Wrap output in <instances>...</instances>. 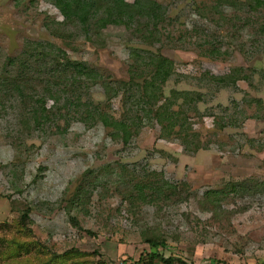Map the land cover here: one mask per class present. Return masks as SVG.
<instances>
[{
  "label": "rangeland",
  "instance_id": "374dc122",
  "mask_svg": "<svg viewBox=\"0 0 264 264\" xmlns=\"http://www.w3.org/2000/svg\"><path fill=\"white\" fill-rule=\"evenodd\" d=\"M154 1L158 25L100 16L99 34H87L66 21L63 0H0V264H138L149 240L165 242L160 252L184 262L175 264L264 262V7ZM32 43L56 44L61 64L84 62L101 78L47 89L37 59L23 57ZM159 54L173 73L148 95L177 102L175 135L147 120L124 144L66 105L81 98L139 124ZM22 58L30 70L9 61ZM5 76L32 84L12 91ZM104 84L124 91L110 100Z\"/></svg>",
  "mask_w": 264,
  "mask_h": 264
},
{
  "label": "trees",
  "instance_id": "16d2710c",
  "mask_svg": "<svg viewBox=\"0 0 264 264\" xmlns=\"http://www.w3.org/2000/svg\"><path fill=\"white\" fill-rule=\"evenodd\" d=\"M67 4L71 5L70 15L67 17L66 21L70 23L76 24L78 27H81L87 34L90 30L97 31L99 34V22L100 16H106L112 20H120L125 21L129 27H131L135 20H148L150 23L158 25L159 23L165 20V13L162 7L154 0H135L133 3H129L127 0H63ZM227 1V0H226ZM234 4H237V1L230 0ZM247 4L249 6V10L253 12H257L258 10L264 7V0H247ZM243 5V4H242ZM148 25V24H147ZM33 47L31 48L30 54H25L23 57L30 56L35 58L38 61L34 63L38 67V69L44 70L45 73L49 76L48 88L51 81H53V85L58 83L59 87L64 84V80L67 78V85L72 83V87L77 85L78 80L80 79L82 83V79L84 78L88 83H97L98 79L101 78L100 74L96 70H92L89 66L84 62L78 61H67L64 64L62 63V55L65 54V51L57 46L56 44H42V43H32ZM28 47L26 48V51ZM151 56V65L150 71L147 69L146 77H150V80H145L144 84L141 86V96L144 97L145 108L143 109L144 115L141 118L139 124L137 122H132L129 120L128 116L116 117L112 116L109 113L103 112L96 107L93 102H88L84 106L80 103L81 98L78 100V104L75 102H67L66 105H74L75 107H79V109H83L86 111V116L91 119H98L107 129L111 130V135H113L117 139H122L124 144H128L133 133V127H140L143 124V121L149 120L150 123L156 122L162 130V134L164 137H170L173 134H176V129L179 127V116L180 113L174 109V106L177 102L166 101L165 103H161L156 92L159 91V88H156V85L151 81L153 79L159 80L161 83H166L172 76L174 63L164 57L163 55H150ZM132 57L136 60V64L140 67V60L142 57L139 52H133ZM13 63H18L25 70L31 67L26 66L25 63L28 61L26 58H22V60H14L10 59ZM27 64V63H26ZM150 72V73H149ZM23 73V72H22ZM134 77H132L130 85L129 83L125 84V88L129 91L133 90L132 87L135 85V73ZM19 75H17L18 77ZM226 78V77H225ZM6 83H12L10 90L25 93L24 89L25 85L32 84V79L29 78H15L13 81L10 80L9 76H5L3 79ZM224 82V78L221 77L216 79L215 81ZM85 81L83 84H87ZM106 88V93L111 100L115 96H119L123 91L122 89H117L111 87L109 84H104ZM78 86V85H77ZM81 86V85H80ZM155 86V87H154ZM154 89L156 91L152 96L148 95V93ZM128 91V92H129ZM60 93V91H58ZM128 92H125V96L128 95ZM57 91H52V99L55 102L60 101L59 97H56ZM124 96V97H125ZM130 96L127 97V99ZM126 105L129 106V102ZM125 105V106H126ZM44 106V105H43ZM141 107V106H140ZM69 106H66L65 109H68ZM42 112H45V108H42ZM132 122V125L129 124ZM137 123V124H136ZM178 124V125H177ZM134 125V126H133ZM183 132H185V124L181 125ZM27 219L26 216L22 218L23 222ZM149 245L152 247V251L147 254V256H142L139 260L138 264H175V263H184L178 258L170 257L166 258L165 255L160 252L161 248H165L166 244L162 241L149 240ZM148 259L147 261L145 259ZM181 261V262H180Z\"/></svg>",
  "mask_w": 264,
  "mask_h": 264
},
{
  "label": "built area",
  "instance_id": "2783aa9c",
  "mask_svg": "<svg viewBox=\"0 0 264 264\" xmlns=\"http://www.w3.org/2000/svg\"><path fill=\"white\" fill-rule=\"evenodd\" d=\"M261 264H264V262H263V263H261Z\"/></svg>",
  "mask_w": 264,
  "mask_h": 264
}]
</instances>
